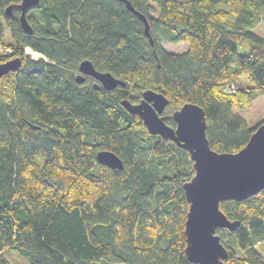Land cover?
<instances>
[{
	"label": "trees",
	"instance_id": "1",
	"mask_svg": "<svg viewBox=\"0 0 264 264\" xmlns=\"http://www.w3.org/2000/svg\"><path fill=\"white\" fill-rule=\"evenodd\" d=\"M19 1L0 0V62L20 58L0 76V264H11L8 248L28 264H197L184 252L189 153L150 134L120 100L137 102L150 88L171 111L196 103L210 147L238 150L264 122L246 127L234 112L264 95L256 27L264 0H129L145 15L152 45L120 0H38L25 13L30 33ZM179 41L187 43L180 52L161 45ZM85 58L125 85L105 89L89 75L78 82ZM101 149L122 167L98 162ZM219 208L239 221L216 229L224 264H264V188Z\"/></svg>",
	"mask_w": 264,
	"mask_h": 264
},
{
	"label": "water",
	"instance_id": "2",
	"mask_svg": "<svg viewBox=\"0 0 264 264\" xmlns=\"http://www.w3.org/2000/svg\"><path fill=\"white\" fill-rule=\"evenodd\" d=\"M143 22V32L149 43L153 39L144 14L136 10L129 0H120ZM38 0H20V25L26 33L31 27L26 19L28 8L35 6ZM11 4L4 8L5 14L11 13ZM20 64L19 57L0 62V76L9 70H15ZM94 77L105 89H113L125 82L109 71L97 70L92 62L85 58L78 63V82L84 76ZM99 87L98 84H96ZM137 102L128 98L120 100L121 105L130 113H137L147 131L169 139L178 147L186 150L192 160L193 174L182 183L187 201L184 221L185 246L187 259L197 264H224L228 256L227 248L220 241L217 228L234 230L237 219H229L219 208V201L241 200L264 188V122L250 133L247 141L236 151H216L210 147L205 134L206 119L201 106L184 102L171 111L174 125L165 121L163 114L169 99L160 91L145 88ZM96 160L111 168H121L120 157L112 150L101 149L96 152Z\"/></svg>",
	"mask_w": 264,
	"mask_h": 264
},
{
	"label": "rangeland",
	"instance_id": "3",
	"mask_svg": "<svg viewBox=\"0 0 264 264\" xmlns=\"http://www.w3.org/2000/svg\"><path fill=\"white\" fill-rule=\"evenodd\" d=\"M257 29L264 34V25L260 20L257 23ZM162 47L165 50L180 52L183 51L187 47V43L185 41L179 42H162ZM27 52V50L25 49ZM31 55V53H29ZM32 57L40 56L39 54H32ZM171 110L167 107L164 108L163 113H169ZM239 115H242L245 120L246 127L254 125L259 119L264 118V95L257 96L249 105L246 111H236ZM36 160L41 163L42 158L40 156H36ZM3 255L9 260L11 264H28L25 256L21 255L17 251L13 249H4L2 250Z\"/></svg>",
	"mask_w": 264,
	"mask_h": 264
},
{
	"label": "bare ground",
	"instance_id": "4",
	"mask_svg": "<svg viewBox=\"0 0 264 264\" xmlns=\"http://www.w3.org/2000/svg\"><path fill=\"white\" fill-rule=\"evenodd\" d=\"M34 55L37 54V52H32Z\"/></svg>",
	"mask_w": 264,
	"mask_h": 264
},
{
	"label": "built area",
	"instance_id": "5",
	"mask_svg": "<svg viewBox=\"0 0 264 264\" xmlns=\"http://www.w3.org/2000/svg\"><path fill=\"white\" fill-rule=\"evenodd\" d=\"M29 51H30V50H29ZM30 52H31V54H33L32 51H30Z\"/></svg>",
	"mask_w": 264,
	"mask_h": 264
},
{
	"label": "flooded vegetation",
	"instance_id": "6",
	"mask_svg": "<svg viewBox=\"0 0 264 264\" xmlns=\"http://www.w3.org/2000/svg\"><path fill=\"white\" fill-rule=\"evenodd\" d=\"M85 77V76H84Z\"/></svg>",
	"mask_w": 264,
	"mask_h": 264
}]
</instances>
